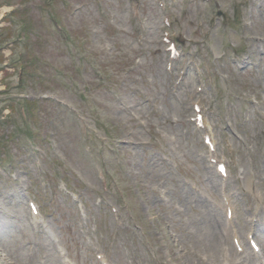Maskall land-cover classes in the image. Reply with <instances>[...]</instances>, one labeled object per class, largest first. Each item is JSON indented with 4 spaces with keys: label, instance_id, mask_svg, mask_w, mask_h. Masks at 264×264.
I'll list each match as a JSON object with an SVG mask.
<instances>
[{
    "label": "rangeland",
    "instance_id": "rangeland-1",
    "mask_svg": "<svg viewBox=\"0 0 264 264\" xmlns=\"http://www.w3.org/2000/svg\"><path fill=\"white\" fill-rule=\"evenodd\" d=\"M0 264H264V0H0Z\"/></svg>",
    "mask_w": 264,
    "mask_h": 264
},
{
    "label": "bare ground",
    "instance_id": "bare-ground-1",
    "mask_svg": "<svg viewBox=\"0 0 264 264\" xmlns=\"http://www.w3.org/2000/svg\"><path fill=\"white\" fill-rule=\"evenodd\" d=\"M217 54H218V52H217ZM247 184H248L249 189L252 190V189H253V184H252L251 180L249 179V176L247 177ZM220 221H221V220H219V217H218V216L209 219L208 224H209L210 227H211V242H212V243H213L215 240H216V243H220L222 239H227V238L225 237V234H223V233L221 232V230H220V223H219ZM216 225H217V227H218V229H219L218 232H217V230H216V229H217Z\"/></svg>",
    "mask_w": 264,
    "mask_h": 264
}]
</instances>
